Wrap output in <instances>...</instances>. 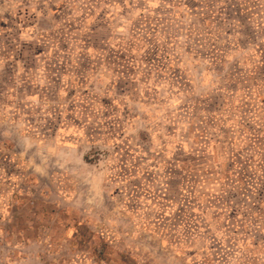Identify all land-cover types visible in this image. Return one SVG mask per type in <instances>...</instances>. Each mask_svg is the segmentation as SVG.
Wrapping results in <instances>:
<instances>
[{"label": "rangeland", "instance_id": "obj_1", "mask_svg": "<svg viewBox=\"0 0 264 264\" xmlns=\"http://www.w3.org/2000/svg\"><path fill=\"white\" fill-rule=\"evenodd\" d=\"M0 264H264V0H0Z\"/></svg>", "mask_w": 264, "mask_h": 264}]
</instances>
